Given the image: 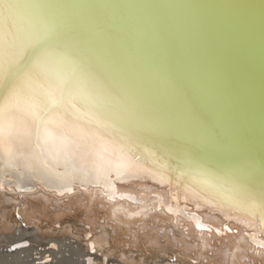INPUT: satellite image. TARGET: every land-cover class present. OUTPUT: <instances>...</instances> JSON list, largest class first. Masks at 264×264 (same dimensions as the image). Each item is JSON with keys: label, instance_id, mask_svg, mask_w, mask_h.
I'll return each mask as SVG.
<instances>
[{"label": "bare ground", "instance_id": "obj_1", "mask_svg": "<svg viewBox=\"0 0 264 264\" xmlns=\"http://www.w3.org/2000/svg\"><path fill=\"white\" fill-rule=\"evenodd\" d=\"M50 6L130 152L0 159V264H264V0Z\"/></svg>", "mask_w": 264, "mask_h": 264}, {"label": "snow or ice", "instance_id": "obj_2", "mask_svg": "<svg viewBox=\"0 0 264 264\" xmlns=\"http://www.w3.org/2000/svg\"><path fill=\"white\" fill-rule=\"evenodd\" d=\"M51 15L50 0H0V159L27 145L37 159L67 155L107 173L130 148L91 126L106 118L98 78Z\"/></svg>", "mask_w": 264, "mask_h": 264}]
</instances>
